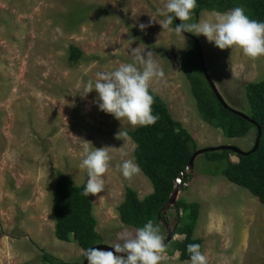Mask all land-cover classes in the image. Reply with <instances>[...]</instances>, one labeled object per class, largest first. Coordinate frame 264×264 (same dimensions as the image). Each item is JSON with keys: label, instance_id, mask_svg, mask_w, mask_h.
Returning <instances> with one entry per match:
<instances>
[{"label": "rangeland", "instance_id": "1", "mask_svg": "<svg viewBox=\"0 0 264 264\" xmlns=\"http://www.w3.org/2000/svg\"><path fill=\"white\" fill-rule=\"evenodd\" d=\"M165 2L0 0V264H42L41 249L67 260H82L85 250L75 240L54 235L51 203L57 170L68 174L74 183L87 182L86 171L79 168L84 140L93 149L106 147L111 156L103 177L105 188L91 195L101 242H118V233L138 229L123 223L117 212L125 186L134 188L139 197L152 190L141 169L130 180L120 169L125 159L135 162L134 142L128 133L126 141L116 139V133L133 126L101 111L96 90L87 98L77 93L89 80L94 82L97 73L115 70L122 63H136L131 49L153 52V59L165 73L163 80L153 83L155 93L165 99L171 115L187 127L197 147L251 145L253 130L245 137L227 136L201 118L180 66L189 38L164 30L158 22L150 23V15H157ZM231 10L205 8L185 23L214 20L216 14ZM141 23L148 27L141 30ZM198 38L205 66L225 101L247 111L244 84L264 77V56L251 59L241 49L221 50L204 35ZM70 43L82 50L79 58H70ZM230 158L236 159V153ZM220 165L199 153L192 176L180 184L178 196L200 203L193 234L202 238L201 251L207 254L208 264H264V202L228 180ZM245 198L256 212L248 213L246 246L237 256L238 240L233 236L238 228L228 237L221 225L233 223L223 221L227 209L234 224H241L237 211ZM166 214L173 223L175 209L169 208ZM180 237L182 234H174L166 242L161 264H189L190 260L180 259L175 249V239Z\"/></svg>", "mask_w": 264, "mask_h": 264}, {"label": "trees", "instance_id": "2", "mask_svg": "<svg viewBox=\"0 0 264 264\" xmlns=\"http://www.w3.org/2000/svg\"><path fill=\"white\" fill-rule=\"evenodd\" d=\"M243 7L251 19L264 22V0H197V7L192 14L195 18L202 9L226 11ZM175 24V21L173 20ZM176 25V24H175ZM70 58H79L82 50L75 44L68 45ZM180 66L189 82V89L194 98L201 118L227 136L245 137L253 130L254 143L257 125L261 127L259 144L256 150L247 154L236 153L231 159V149L206 150L204 156L211 161H219L221 173L230 181L246 187L259 201L264 202V77L248 80L244 84V93L248 104L245 111L251 119H246L224 107L215 96L205 79L192 39L184 51ZM153 115L159 117L154 125L136 126L126 130L134 142L132 149L135 162L152 183V190L139 197L131 186H125L124 196L117 205L120 220L136 228L143 227L148 220L160 227V233L166 231L160 221V207L168 199L176 184L179 172L185 168L190 155L197 147L190 131L180 120L174 118L165 99L153 92ZM191 173L182 176L179 184L187 181ZM64 171H56L55 186L52 196L54 216V235L61 240H75L87 250L91 245L102 241L101 233L96 229L97 220L92 211L91 195H82L86 181L79 183ZM200 203L177 196L173 208L177 219L175 234L182 237L175 239V249L180 259L190 260L187 251L189 244H200L202 238L193 234L199 214ZM169 221L167 214L164 215ZM173 221V222H174ZM84 255V254H83ZM42 264H81L82 260H67L45 249H41Z\"/></svg>", "mask_w": 264, "mask_h": 264}, {"label": "clouds", "instance_id": "3", "mask_svg": "<svg viewBox=\"0 0 264 264\" xmlns=\"http://www.w3.org/2000/svg\"><path fill=\"white\" fill-rule=\"evenodd\" d=\"M196 7L197 0H166L164 7L157 10V15H150V23L158 22L164 30L178 37L185 36V32L197 36L202 34L219 49H241L251 59L264 56V22L251 19L242 7H235L216 14L214 20L185 23L192 19ZM176 18L181 23L173 28ZM139 27L144 30L148 25L141 23ZM131 51L136 63H122L115 70L97 73L95 81L89 80L77 93L87 98L89 93L96 90L101 111L112 114L122 122L127 120L133 127L154 125L159 117L153 115L152 93L156 91L153 83L163 80L165 73L153 59L152 51L145 52L139 47ZM230 67L234 76V66L230 64ZM127 136V132L121 130L116 133V139L126 141ZM110 159L106 147L93 149L89 141L84 140L79 168L86 171L88 179L83 187V196L98 194L105 188L103 177L109 169ZM120 169L129 180L140 172L139 165L131 159H125ZM76 187L79 185L76 184ZM117 241L111 245L114 251L98 247L87 249L84 255L88 264H161L165 259V238L160 233V227L152 220L134 233H118ZM187 251L190 254L189 264H208L207 254L201 251L200 244H189Z\"/></svg>", "mask_w": 264, "mask_h": 264}, {"label": "water", "instance_id": "4", "mask_svg": "<svg viewBox=\"0 0 264 264\" xmlns=\"http://www.w3.org/2000/svg\"><path fill=\"white\" fill-rule=\"evenodd\" d=\"M175 24L178 25L181 23V21L179 20V18L174 19ZM188 38L192 39L193 44L195 46V50L197 53V57H198V61L200 63L203 75L205 77V79L207 80L210 88L212 89V91L214 92L215 96L217 97V99L220 101V103L226 107L227 109L231 110L232 112L246 118V119H251L250 116L243 110H239L237 108H234L232 106H230L225 99L223 98L222 94L219 92V90L217 89L214 81L211 78V75L209 73V71L207 70L205 63H204V57H203V50L201 47V43L199 41V38L197 35L193 34V33H189V32H185L184 33ZM257 125V134L255 136V140L254 143L251 147L248 148H241L235 144H231V143H221V144H212V145H205V146H201V147H196L194 149V151L192 152V154L190 155V158L188 160L187 165L185 166L184 169H182L179 172L178 177L176 178V184L173 187L172 192L170 193L168 199L163 203V205L160 207L159 212L162 213V215L160 216V221L164 223L165 228H166V233L163 236L165 238V244L167 241H169L172 237H174L175 234V227L177 224V220L179 217V214H177V219L173 222V223H169V221H166L164 215L166 214V211L169 209V207L171 205H175V200L178 196V192H179V188H180V184L179 182L181 181V178L184 174L186 173H191L193 170V161L194 158L199 154L202 153L206 150H216V149H231L232 151H234L235 153H241V154H247L251 151L256 150V148L258 147L259 144V136L261 133V127L260 125ZM112 244L109 243H105V242H97L94 243L93 245H91L89 248H93V247H98L101 248L103 250H112L114 251V249L111 247ZM88 248V249H89ZM86 251V250H85ZM85 253V252H84ZM117 255H121V254H117ZM126 255V254H125ZM81 264H88V260L85 257V255H83L82 258V263Z\"/></svg>", "mask_w": 264, "mask_h": 264}, {"label": "crops", "instance_id": "5", "mask_svg": "<svg viewBox=\"0 0 264 264\" xmlns=\"http://www.w3.org/2000/svg\"><path fill=\"white\" fill-rule=\"evenodd\" d=\"M247 199L245 198V203H244V200H243V204L240 206V209L237 211V214L241 217L242 219V222L241 224H238V225H235L234 223H236L234 220H233V215L230 214V211L227 209L225 212H223V221L227 220V221H232L233 223H231L229 225V223H222L223 225L222 226V230L224 231L225 230V236H228V237H231V230H234L236 229V227L238 228V231H235L234 234L235 236L233 237H236V239L238 240L237 242V249H236V253H237V256H240L242 251L244 250V246H246V239L248 237V230H249V222L247 221V216H248V213L249 211L251 210L252 213H255L256 212V209H253V208H250L249 204H247ZM245 214V215H243ZM219 223V222H217ZM251 224V223H250ZM178 253V252H177ZM217 255H219L217 253Z\"/></svg>", "mask_w": 264, "mask_h": 264}]
</instances>
